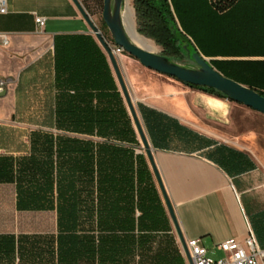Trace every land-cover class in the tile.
Listing matches in <instances>:
<instances>
[{
    "label": "crops",
    "instance_id": "1",
    "mask_svg": "<svg viewBox=\"0 0 264 264\" xmlns=\"http://www.w3.org/2000/svg\"><path fill=\"white\" fill-rule=\"evenodd\" d=\"M78 1L87 11L85 0ZM6 3L7 12L0 14V35L7 36L9 43L3 46L0 40V77L8 79L9 86L0 95V156H11L15 174L18 160L29 154L32 131L56 134L48 127L28 129L33 125L24 124L22 130H27L24 146H14L18 127L13 118L19 114L43 115L52 108L54 36L93 34L71 0H6ZM35 17L46 19L43 30L38 29ZM202 43L203 47L207 44L208 49L218 51L201 54L217 72L215 61H248L256 74L263 73L264 0H236L217 17L203 16ZM131 65L132 69L124 70L125 84L135 99L183 239L199 238L207 248L231 238L242 241L252 232L264 248V134L251 131L230 134L231 126L227 124L232 110L239 106L237 103L184 85L144 68L139 62ZM226 134L232 139H227ZM68 135L97 141L92 136ZM136 153L145 157L171 234L186 264L145 152L139 148ZM243 162L247 164L244 172H240ZM250 163L252 167H248ZM92 191V216L78 218L76 225L78 234H90L97 244L98 203L94 186ZM18 198L14 182L0 183V264H59L60 238L64 235L58 225L55 187L51 210H19ZM21 202L25 205L23 196ZM79 264L97 261L82 260Z\"/></svg>",
    "mask_w": 264,
    "mask_h": 264
},
{
    "label": "trees",
    "instance_id": "2",
    "mask_svg": "<svg viewBox=\"0 0 264 264\" xmlns=\"http://www.w3.org/2000/svg\"><path fill=\"white\" fill-rule=\"evenodd\" d=\"M185 1L193 5L194 12L191 19L182 22L178 10L188 17L191 13ZM235 2L132 0V6L138 34L152 39L171 61L185 62L189 61L182 48L185 43L203 55L218 52L208 49L207 44L203 47L202 18L217 17ZM102 28L106 30L104 23ZM215 63L223 76L264 96V67L263 73L256 74L248 61ZM53 72L52 108L41 115L39 126L54 129L56 134L32 131L29 154L18 160L15 174L11 156H0V183H15L19 210L53 209L55 187L58 225L64 235L60 238L59 264H79L82 260L184 264L152 173L144 155L136 153L140 143L102 48L91 35H56ZM203 92L227 100L214 89ZM137 107L148 128L141 107ZM68 134L92 136L97 141ZM244 162L238 171L244 172ZM93 186L98 203L97 244L90 234H78L76 225L78 218L92 216Z\"/></svg>",
    "mask_w": 264,
    "mask_h": 264
},
{
    "label": "water",
    "instance_id": "3",
    "mask_svg": "<svg viewBox=\"0 0 264 264\" xmlns=\"http://www.w3.org/2000/svg\"><path fill=\"white\" fill-rule=\"evenodd\" d=\"M71 1L87 24L95 40L107 56L113 75L119 87V91L124 100V104L131 118L134 130L140 139L149 166L155 175L167 212L177 232L181 247L185 252L189 264H193L186 248L185 240L181 235L173 208L167 197L165 188L155 165L152 148L141 125L137 109L125 84L117 59L114 56V51L105 41L103 35L79 1ZM124 3L125 0H103L102 20L113 40V45L115 47L121 48L125 53L136 59L144 68L172 77L184 85L200 87L203 90H206L207 88L214 89L224 95L227 100L243 105L244 107L264 115V96L260 95L254 89L246 87L221 75L198 51L191 50L187 43H185L182 48L185 56L193 64V66L180 65L177 62L171 61L162 54L151 52L135 45L131 40L123 22Z\"/></svg>",
    "mask_w": 264,
    "mask_h": 264
},
{
    "label": "rangeland",
    "instance_id": "4",
    "mask_svg": "<svg viewBox=\"0 0 264 264\" xmlns=\"http://www.w3.org/2000/svg\"><path fill=\"white\" fill-rule=\"evenodd\" d=\"M83 3L88 9V11H86L87 14L89 15V17L92 19L94 24L97 26L98 30L103 35V30H104L102 28L103 0H85ZM125 4H124L123 12L125 11V7H126ZM130 4H131V8H132L133 15H134L133 20H134L135 29L137 31L136 18H135V12H134V9L132 6V0H130ZM187 4L190 5L191 8H189L187 6ZM192 6L193 5H191L189 2L185 1V7L187 8L188 12L190 13V10H191L190 17L183 15L182 12L178 10V16L180 17L182 22H184L187 19H191L193 12H194ZM104 31H107V32H104V35H103L105 41L112 47V49H115V46L110 41V39H112V38H111L107 28ZM105 35H106V38H105ZM147 39H149V38H147ZM149 40H151L156 45V50L154 52L161 54L163 49L160 46H158L152 39H149ZM117 54L118 55H116L115 57L117 59L121 73L124 76L125 82H127V79L124 75V70L132 69L133 67L131 64L138 63V62H136L137 60H135L133 57H131L130 55H128L124 51H121L120 53H117ZM177 63L180 65H183V66H193V64L190 61L177 62ZM162 79L165 80L166 78H162ZM131 98L133 99L134 105L136 107L134 97L132 96ZM237 105H239V106H237L235 109L232 110L230 121L227 124V125L231 126V127L229 126L230 128H228V129H231V130H229L230 134L244 133L247 131H251V132L257 133L259 135H263L264 134V115H262L256 111H253L249 108H246L243 105H240V104H237ZM139 119H140V117H139ZM41 121H42V117L38 113L37 114H19V115H16L13 118V124H15L18 127V133H17V139H16L14 146L17 148H21L22 146H24V141H25L24 133H27V130H22L24 127H26L24 124L33 125V126H28V129L32 128V127L36 129V127L39 126V123ZM140 121H141V119H140ZM141 125H142V122H141ZM142 127H143V125H142ZM143 130H144V128H143ZM225 137L227 139H229L230 135L226 134ZM137 138H138V141L140 143L141 151H142V153H144L145 151L142 148V144L140 142L138 135H137ZM230 139H232V138H230ZM206 249H207L208 256L210 258H212L214 260H218V259L223 258V253L221 251H218L216 249V247L208 246Z\"/></svg>",
    "mask_w": 264,
    "mask_h": 264
},
{
    "label": "built area",
    "instance_id": "5",
    "mask_svg": "<svg viewBox=\"0 0 264 264\" xmlns=\"http://www.w3.org/2000/svg\"><path fill=\"white\" fill-rule=\"evenodd\" d=\"M6 12V0H0V14H5ZM45 20L41 17H35L34 21L39 30H43ZM0 40L3 46L9 43L5 35H0ZM113 51L120 53L123 50L115 47ZM8 86L9 80L0 77V95L4 94ZM185 245L193 264H264V248L259 246L252 232H249L242 241L231 238L216 245V249L223 253V258L218 260L208 256L207 249L202 246L199 238L188 239L185 241ZM181 253L186 264H189L182 247Z\"/></svg>",
    "mask_w": 264,
    "mask_h": 264
},
{
    "label": "bare ground",
    "instance_id": "6",
    "mask_svg": "<svg viewBox=\"0 0 264 264\" xmlns=\"http://www.w3.org/2000/svg\"><path fill=\"white\" fill-rule=\"evenodd\" d=\"M126 3V4H125ZM125 11L123 12V22L129 33V36L133 43L141 48L154 52L156 50V45L153 42L141 35L135 29L134 20H133V11L131 8L130 0H125ZM124 9V8H123ZM118 55L114 52V56ZM116 58V57H115Z\"/></svg>",
    "mask_w": 264,
    "mask_h": 264
}]
</instances>
